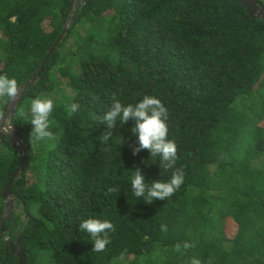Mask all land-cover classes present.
<instances>
[{
    "label": "trees",
    "instance_id": "obj_1",
    "mask_svg": "<svg viewBox=\"0 0 264 264\" xmlns=\"http://www.w3.org/2000/svg\"><path fill=\"white\" fill-rule=\"evenodd\" d=\"M69 24L11 118L30 150L6 234L22 153L0 133V264H19L7 238H21L26 264H264V21L237 0H0V76L21 91ZM144 95L168 110L173 169L133 155L134 122L100 120L113 96ZM36 98L54 102L50 140L30 139ZM13 99L0 98V124ZM137 167L147 182L176 169L184 181L163 201L137 199ZM89 218L114 225L102 253L79 231Z\"/></svg>",
    "mask_w": 264,
    "mask_h": 264
},
{
    "label": "clouds",
    "instance_id": "obj_2",
    "mask_svg": "<svg viewBox=\"0 0 264 264\" xmlns=\"http://www.w3.org/2000/svg\"><path fill=\"white\" fill-rule=\"evenodd\" d=\"M18 95V84L15 78L0 76V98L12 99ZM69 114L75 113L79 109L77 103H71L66 106ZM54 110L52 99H33L30 104V125L32 131L30 139L35 141L50 140L53 138V132L50 131V116ZM168 110L155 96L144 95L136 103H122L117 97H112V102L106 112L101 117V121L106 123L109 129H114L119 124L121 128L129 122H134L131 128V134L136 138L137 145L133 147L134 156L147 150L150 154L146 164H158L161 169L169 170L175 168L177 157V145L175 141L170 140L168 127ZM102 143L107 145L115 137L112 132L102 135ZM153 158H158L154 162ZM132 172L130 178L132 195L137 199L146 201L165 200L172 196L182 185L184 173L181 169H176L172 177L167 182L154 180L146 181L145 173L137 167ZM110 193H119L116 187L109 188ZM79 231L85 233L91 238L94 253H102L106 247L112 243L110 233L115 231L114 225L108 220L89 218L82 221ZM166 231V227L162 226ZM183 249L192 247L189 243L183 244ZM181 245L175 246V251L181 253ZM192 264H201L198 259H193Z\"/></svg>",
    "mask_w": 264,
    "mask_h": 264
},
{
    "label": "water",
    "instance_id": "obj_3",
    "mask_svg": "<svg viewBox=\"0 0 264 264\" xmlns=\"http://www.w3.org/2000/svg\"><path fill=\"white\" fill-rule=\"evenodd\" d=\"M77 1H79V0H77ZM237 1L240 2L245 7L247 13L249 14V16L252 19H261L262 21H264V6L261 2H259L257 0H237ZM70 24L65 28L64 33L62 34L60 39L53 45L51 51L49 52V54L46 58V60L42 63L41 70L37 74V76L32 81L27 83L25 85V87L21 91L18 92V95L12 100L11 104L9 105V107L5 113L4 119L0 124V133L6 135V137L9 139L11 146L16 151H19L22 153L21 165H20L19 169L17 170V172L13 175L9 184L7 185V187L5 188V190L3 192V196L6 200L5 214L3 217V232H4V234H6L4 224H5L6 220L9 219L13 215V212L15 211V208H16L15 207V200H14V196H13V191H12L13 184L15 183L16 179L19 178V176H21V174L25 171V165H26L27 157L29 155V150H30L29 144L26 143L24 141V139L19 135L16 128L13 126H10L11 118L14 115V113L18 107V104H19L20 100L23 98L26 90L29 88L30 85H33L36 82V80L38 79V77L40 76V74L43 70V66L45 65L47 59L49 58V55L55 50L57 45L64 39ZM20 240H21V238L18 239L17 244H13L7 238V246H10L11 251L16 256H18L19 264H26L27 258H26L25 254H24V252L20 246L21 245Z\"/></svg>",
    "mask_w": 264,
    "mask_h": 264
},
{
    "label": "flooded vegetation",
    "instance_id": "obj_4",
    "mask_svg": "<svg viewBox=\"0 0 264 264\" xmlns=\"http://www.w3.org/2000/svg\"><path fill=\"white\" fill-rule=\"evenodd\" d=\"M13 243V242H12ZM13 244H17V242L13 243ZM8 247V250L10 249L11 250V247L10 246H7Z\"/></svg>",
    "mask_w": 264,
    "mask_h": 264
},
{
    "label": "rangeland",
    "instance_id": "obj_5",
    "mask_svg": "<svg viewBox=\"0 0 264 264\" xmlns=\"http://www.w3.org/2000/svg\"><path fill=\"white\" fill-rule=\"evenodd\" d=\"M52 262V261H51ZM129 262V261H128ZM128 262H126L128 264Z\"/></svg>",
    "mask_w": 264,
    "mask_h": 264
}]
</instances>
